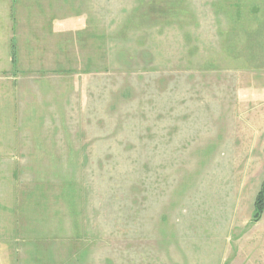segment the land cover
Segmentation results:
<instances>
[{"label":"rangeland","instance_id":"rangeland-1","mask_svg":"<svg viewBox=\"0 0 264 264\" xmlns=\"http://www.w3.org/2000/svg\"><path fill=\"white\" fill-rule=\"evenodd\" d=\"M67 62L0 77V264H264V0H68Z\"/></svg>","mask_w":264,"mask_h":264},{"label":"crops","instance_id":"crops-1","mask_svg":"<svg viewBox=\"0 0 264 264\" xmlns=\"http://www.w3.org/2000/svg\"><path fill=\"white\" fill-rule=\"evenodd\" d=\"M74 18L82 17L74 12ZM58 57L64 62L58 64ZM67 61L68 0H0V77L13 65L23 74Z\"/></svg>","mask_w":264,"mask_h":264},{"label":"trees","instance_id":"trees-1","mask_svg":"<svg viewBox=\"0 0 264 264\" xmlns=\"http://www.w3.org/2000/svg\"><path fill=\"white\" fill-rule=\"evenodd\" d=\"M264 195V186H263V189L259 192L258 194V200H257V203H256V211H255V219H257L260 214H261V211H262V205H263V201H262V197Z\"/></svg>","mask_w":264,"mask_h":264}]
</instances>
